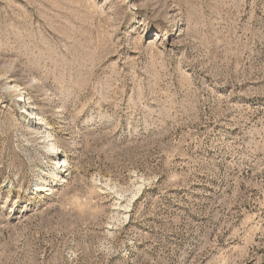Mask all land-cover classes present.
<instances>
[{"label":"rangeland","instance_id":"rangeland-1","mask_svg":"<svg viewBox=\"0 0 264 264\" xmlns=\"http://www.w3.org/2000/svg\"><path fill=\"white\" fill-rule=\"evenodd\" d=\"M0 264H264V0H0Z\"/></svg>","mask_w":264,"mask_h":264},{"label":"bare ground","instance_id":"bare-ground-1","mask_svg":"<svg viewBox=\"0 0 264 264\" xmlns=\"http://www.w3.org/2000/svg\"><path fill=\"white\" fill-rule=\"evenodd\" d=\"M21 101H23V104H24V100H21V99H18V101L17 102H21ZM28 111V110H27ZM28 112H23V114H27ZM58 163H61V159H59L58 160Z\"/></svg>","mask_w":264,"mask_h":264}]
</instances>
